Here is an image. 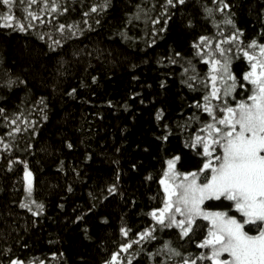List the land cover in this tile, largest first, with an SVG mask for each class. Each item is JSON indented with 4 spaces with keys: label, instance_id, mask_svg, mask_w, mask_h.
Masks as SVG:
<instances>
[{
    "label": "snow or ice",
    "instance_id": "6c2138e0",
    "mask_svg": "<svg viewBox=\"0 0 264 264\" xmlns=\"http://www.w3.org/2000/svg\"><path fill=\"white\" fill-rule=\"evenodd\" d=\"M69 4L70 0H0V28L28 34L36 27L33 21H39L58 33H36L44 46L34 51L29 67L16 71L0 59V119L10 129L0 136V162L5 164V172H13L16 166L22 169L15 184L22 185L23 194L14 203L31 213L33 227L46 215L48 205L38 198L40 189L28 157L34 156L36 149L50 151L39 148L35 138L48 122L56 96L75 99L77 95L76 87L62 88V81L75 74L69 66L92 56L87 46L69 53L65 45L70 46L86 31H94V26H101L104 16L114 7L113 0H99L81 12L80 21L60 22V16L69 12ZM190 4L192 10L187 11ZM130 7L131 11L124 13L123 26L116 30V35L130 47L140 41L154 47L171 25L191 36L187 52L178 50V44L156 62L162 67L179 68L180 84L193 99L182 105L189 111L187 115L181 111L180 119L170 120L165 108L155 109L156 165L153 171L144 169L141 174L143 184L157 186L155 195L148 197L156 202L155 206L143 213L150 218L149 223L135 232L121 216L122 239L115 241V249L104 248L108 254L101 264H264V27L246 42L245 31L237 25L233 10L237 5L233 0H156L150 4L148 0H138ZM17 8L22 19L15 15ZM260 13L264 22V6ZM53 14L54 19H45ZM201 22L211 30L198 33ZM140 25L144 26L143 34L139 38L131 35L130 30ZM239 60L245 62L246 70L237 74L233 64ZM88 66L91 67L90 61ZM131 67L135 69L137 65ZM37 80L43 92L33 97L31 90L37 87ZM91 81L96 83L97 77L92 76ZM80 86L87 85L81 81ZM167 87V79L159 81L160 89ZM18 91L25 92V99L32 104L28 116L20 110L23 100L17 111L9 112L7 108L11 96ZM140 103H144L143 99ZM32 116L37 118L31 119ZM174 140L178 142L176 147L172 146ZM61 148L72 150L74 144L65 137ZM115 151L119 153L120 149ZM143 151L152 155L147 147ZM113 163L117 165L113 181L99 194L90 192L92 203L73 220L83 239L98 247H104L101 242L105 236L101 233L112 226L108 206L117 197L125 200L119 160ZM142 167L143 161L130 164L132 172H139ZM72 171L80 176L77 169ZM57 172H64L63 160L59 161ZM15 184L13 192H19ZM72 191L68 185L67 192ZM127 203L137 205L135 199H128ZM58 207L63 209L64 204ZM86 217L95 218L96 231L81 227L86 225ZM11 232L0 236V264H34L38 258L25 260L14 254L13 244L9 243ZM13 243L21 241L17 238ZM57 256L61 264H67L63 252L53 254V258ZM81 264L88 261L82 260Z\"/></svg>",
    "mask_w": 264,
    "mask_h": 264
},
{
    "label": "trees",
    "instance_id": "16d2710c",
    "mask_svg": "<svg viewBox=\"0 0 264 264\" xmlns=\"http://www.w3.org/2000/svg\"><path fill=\"white\" fill-rule=\"evenodd\" d=\"M93 2L99 0H70V10L60 16V22L80 21L81 12L86 11ZM136 2L138 0H113L114 7L104 16L101 26H94V31H86L83 37L71 41L70 46L65 45L69 53L72 49L87 46L86 50L91 51L92 56L83 57L82 63L69 66L74 69L75 74L62 81V88L70 90L71 87H76L77 95L75 99L62 94L56 96L50 105L49 120L35 138L39 148H48L50 151L36 149V154L28 157L29 166L36 175L40 189L38 198L44 199L48 205L46 215L37 220L35 227L32 226L31 213L19 209L14 203L23 194L22 185L15 184L22 176V169L16 166L13 172H5V164L0 162V236L15 228L16 231L11 232L9 238L14 254L25 260L38 258L34 264H39V261H44V264H61L58 256L53 258V254L59 252L64 253L67 264H81L82 260L88 261V264H101L108 254L104 248L113 250L116 248L115 241L122 239L119 235L121 216H124L133 232L149 223L150 218L143 213L155 206L156 202L150 201L148 197L155 195L157 186L155 183L150 187L143 184L141 174L144 169L153 171L156 165L153 133L158 134V129L154 119L155 109L165 108L170 120L180 119L181 111L185 115L189 111L182 105L191 103L193 99L192 94L180 84L179 68L162 67L156 61L167 55L170 47L177 48L178 44V50L187 52V42L191 36H185L176 25H171L170 31L164 34V39L158 40L154 47H147L143 41L130 47L116 35V30L123 26L124 13L131 11L130 5ZM148 2L150 4L156 0ZM233 2L237 5L233 9L237 25L245 31L247 42L264 27L260 13L264 0ZM191 10L190 4L187 11ZM0 11H3L2 7ZM15 15L22 19L19 8L15 10ZM54 15L45 19H54ZM33 23L36 27L29 30L28 34L0 28V59L16 71L21 67H29L34 51L44 46V42L37 39L36 33L58 36L51 25L41 24L39 21ZM89 23L93 21L90 19ZM202 24L203 22L198 23V33L211 30L210 26ZM143 27L140 25L139 28H132L130 34L139 38L143 34ZM45 39L48 37L45 36ZM68 58L71 59V56ZM145 60L147 63H144ZM89 61L91 67L88 66ZM164 63L166 65L167 61ZM132 64L137 67L133 69ZM31 66L35 68V65ZM52 67L50 64L49 70ZM201 70H204L203 67ZM245 70L243 60L233 64V71L237 74ZM92 76L97 77L94 84ZM133 76L139 79L134 80ZM162 79H167L168 85L163 90L159 88V81ZM81 81L87 86L81 87ZM36 83L37 87L31 90L33 97L43 92L38 86V80ZM136 93L140 95L136 96ZM26 95L23 91L15 92L7 104L9 112L17 111V106L23 100L25 102L20 110L28 116L32 104L25 99ZM141 99L143 104L140 103ZM8 130L10 129H6L0 119V136ZM65 137L74 144L72 150L61 148V141ZM20 142L23 144V140ZM177 143L174 140L172 146L176 147ZM145 147L149 148L152 155L143 151ZM117 148L120 149L119 153L115 151ZM88 155L92 157L90 160L86 159ZM60 160L64 161V172H57ZM114 160H119L125 200L121 201L117 197L108 206V210L112 212V226L101 233L105 236V240L101 242L104 247H98L83 239L80 227L73 224V220L81 212L87 211L92 203L90 192L99 194L101 188L113 181L117 169ZM138 161H143V167L139 172H132L130 164ZM73 168L79 171V177L72 171ZM14 184L20 189L19 192H13ZM68 185L73 189L71 193L67 192ZM128 199H135L136 207L127 203ZM61 203L64 204L63 209L58 207ZM86 221V225L81 224V227L97 230L95 218L86 217ZM17 238L28 247L14 244ZM192 250L195 251V248Z\"/></svg>",
    "mask_w": 264,
    "mask_h": 264
}]
</instances>
